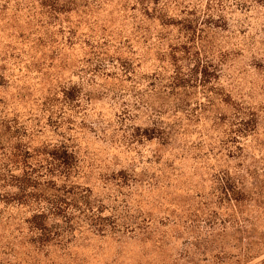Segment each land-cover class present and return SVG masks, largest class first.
Returning <instances> with one entry per match:
<instances>
[{"label": "rangeland", "instance_id": "obj_1", "mask_svg": "<svg viewBox=\"0 0 264 264\" xmlns=\"http://www.w3.org/2000/svg\"><path fill=\"white\" fill-rule=\"evenodd\" d=\"M87 1L84 18L72 12L58 21L64 31H77L76 51L67 49L50 71L27 70L25 57L19 65L10 60L14 66L8 73L15 78L0 85V172L9 167L15 177L0 178V264H186L191 239L213 227L217 215L228 221L226 205L216 207L214 177L239 164L229 158L222 135L234 107L259 114L257 130L242 143L246 153H264V0L160 2L177 22L172 35L182 24L189 29L186 35L202 37L210 55L219 59L226 103L215 97L208 105L191 90L176 106L159 86L149 101L163 112L159 117L148 103L137 109L131 96L122 99L119 89L131 86L118 89L106 77L109 68L86 72L84 46L108 45L112 52L126 42L124 51L132 47L142 54L146 44L135 32L155 36L157 22L141 24L134 0ZM87 31L91 36L85 37ZM144 56L140 75L151 83L157 64L153 54ZM73 85L90 99L71 103L55 96L58 87ZM161 126L172 133L171 141L144 138L146 130ZM54 150L73 152L74 168L52 161ZM28 174L38 180L29 195L18 189ZM125 179L121 197L116 186ZM86 196L101 206L102 226H92L79 211ZM56 203L60 214H72L71 221L54 219L40 240L34 238L26 220ZM200 260L195 263L203 264Z\"/></svg>", "mask_w": 264, "mask_h": 264}, {"label": "trees", "instance_id": "obj_2", "mask_svg": "<svg viewBox=\"0 0 264 264\" xmlns=\"http://www.w3.org/2000/svg\"><path fill=\"white\" fill-rule=\"evenodd\" d=\"M161 1L134 0L143 18L141 24L157 22L155 36L148 37L139 30L135 32L136 38L140 37L142 39L140 41L146 44V52L140 54L141 51L138 49L132 52V47L130 51H124L123 43H119V47H115L110 52L108 45L95 47L87 42L84 44L87 48L85 51L88 50L89 53L86 72L109 68L112 73L106 77L119 84L116 85L118 89L123 87V84L131 86L127 90L119 89L123 93H120L122 99L127 95L131 96L137 109L148 103L147 108L158 117L162 116L163 112L153 109L149 101L150 94L158 92L159 86L163 91L159 93L173 97L176 106L189 96L191 90L198 92L203 103L208 105L212 104L215 97H220L221 101L226 103V100L222 99L220 89L221 63H218V58L210 55L202 37L186 35L189 29L182 24L178 34L172 35L169 30L176 27L177 22L174 18L167 17L160 6ZM88 5L87 0H0V85L14 80L15 77L8 73V68L10 67V71L14 64H22V57L27 58L29 62L26 65L27 70L35 68L38 71L39 68L40 71H50L60 64L61 57L67 49L73 48L76 51L74 42L79 38L77 31L74 33L64 31L62 25L58 23L59 17L74 12L82 19L85 17V7L87 8ZM79 29L78 26L77 30ZM91 34V31H87L85 37ZM7 40H10V43L2 47V42ZM144 53L153 54L152 61L157 64V73L153 79H150L151 83L146 81L149 78L140 75L142 73L139 71L142 64L147 62ZM10 60H13L14 64L10 63ZM83 73L85 75V68ZM55 96L76 103L85 99L88 101L91 95L85 94L82 88L73 85L58 87ZM234 108L235 111L222 135L226 137L230 146L229 158L239 164L233 169L219 171L214 177V197L217 196L218 204L216 207L226 205L228 221L217 215L213 227L204 230L205 232L201 231L198 237L191 239L187 244V251L184 252L186 264H197L195 263L197 258L201 259L200 263L203 264H210L208 263L210 259L212 264H251L263 255L264 156L262 155L264 153H261V157L256 151L246 153L242 143L257 130L259 114L241 106ZM143 136L147 140L159 136L168 141L173 137L172 133L162 126L158 129L146 130ZM49 156L52 161L65 164L70 169L74 168L76 163L73 152L69 154L67 151L54 150ZM7 168L9 167H4L3 174L0 172V178L14 179ZM36 181L38 180L33 179L31 175H25L19 182L18 189L29 195L27 190L35 189ZM128 181L125 179L124 184L119 181L116 186L121 197L120 190ZM73 198L77 202L76 198ZM118 199V196H115L111 201L116 205ZM83 202L79 211L92 226H102V223L98 222V219H101L98 216L101 214L99 210L101 206H96L88 196ZM60 213L61 205L56 203L51 204L49 209L42 208L41 211L30 215L26 224L33 232L34 238L40 240L54 219H61L65 223L71 221L72 214ZM255 264H264V258Z\"/></svg>", "mask_w": 264, "mask_h": 264}]
</instances>
